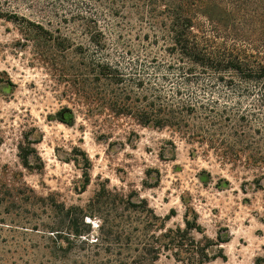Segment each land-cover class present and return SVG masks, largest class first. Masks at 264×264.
I'll return each instance as SVG.
<instances>
[{
	"label": "rangeland",
	"instance_id": "obj_1",
	"mask_svg": "<svg viewBox=\"0 0 264 264\" xmlns=\"http://www.w3.org/2000/svg\"><path fill=\"white\" fill-rule=\"evenodd\" d=\"M178 5L174 0L114 2L110 8L116 16L100 20L109 56L121 61L158 55L165 61L169 16ZM60 7L70 8L65 3ZM15 10L42 23L54 38L61 33L83 50L88 46L84 23L77 17L60 20L22 5ZM193 10L198 20V0ZM215 16L229 22L231 38L250 40L253 46L264 39V0H228ZM77 52L25 41L17 25L0 20V182L19 186L24 194L18 232L0 205V263L86 264L87 244L99 236V227L127 220L120 217L118 194L133 202L145 200L162 219L173 212L166 228L183 229L184 214L191 209L189 219L197 218L202 231L192 232L197 240H213L218 232L229 236L221 247L224 257L207 264H256L258 259L264 264V180L256 183L258 172L225 164L171 130L111 115L98 105L100 87L96 96L90 93L85 56ZM36 141L31 148L42 168L28 170L21 166L19 148ZM31 162L38 164L34 158ZM102 189L111 196L105 193L88 211ZM46 198L59 207L43 202ZM69 208L83 212L72 209L66 217ZM71 217L76 227L69 225ZM139 218L133 216V227L139 226ZM75 229L83 235H71ZM12 242H19L17 251ZM157 264L173 260L164 255Z\"/></svg>",
	"mask_w": 264,
	"mask_h": 264
},
{
	"label": "trees",
	"instance_id": "obj_2",
	"mask_svg": "<svg viewBox=\"0 0 264 264\" xmlns=\"http://www.w3.org/2000/svg\"><path fill=\"white\" fill-rule=\"evenodd\" d=\"M116 1L0 0V20L17 25L25 41H42L60 52L72 49L83 54L89 91L96 96L95 89L100 87L98 105L111 115L130 118L142 127L171 130L188 143L212 152L225 164L258 172L256 183L264 180V39L253 46L250 40L231 38L229 22L215 16L218 7L226 5L228 0H198V20L193 10L196 0H174L179 5L169 16L165 61L158 55L113 60L100 20L116 16L114 8H110ZM61 3L68 4L69 10H61ZM40 4L47 6V10L40 9ZM20 5L49 17L59 16L60 20L77 17L84 23L88 46L83 50L81 43L76 44L61 33L54 38L42 23L20 15L15 10ZM37 143L27 142L25 148H19L18 158L23 168H42L31 148ZM33 158L38 162L36 166L32 165ZM88 181L84 173V187ZM105 193L111 196L102 189L87 205L88 211L102 202ZM23 197L19 186L0 182V205L4 204L5 214L12 217L11 227L15 232L22 228L19 217ZM115 197H119L117 204L124 213L120 217L127 220L121 222L119 217L108 229L105 223L99 227V236L87 244L90 256L86 264H157L164 255H169L173 264H207L224 257L221 247L230 241L229 236L218 232L213 240L205 236L195 239L192 232L202 234V231L197 218L189 219L191 209L184 214V228L172 229L166 228V222L174 216L173 212L162 219L145 200L138 198L133 202L132 197L118 194ZM46 200L51 207H59L48 198L43 202ZM109 201L116 208L114 201ZM72 209L83 212L69 208L66 217ZM133 216L141 218L140 227H133ZM70 224L76 227L72 217ZM70 234L83 235L77 229ZM18 243L12 242L16 251Z\"/></svg>",
	"mask_w": 264,
	"mask_h": 264
}]
</instances>
